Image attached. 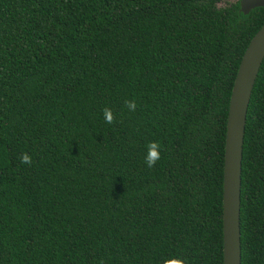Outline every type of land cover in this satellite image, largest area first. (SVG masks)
<instances>
[{"label":"trees","instance_id":"trees-1","mask_svg":"<svg viewBox=\"0 0 264 264\" xmlns=\"http://www.w3.org/2000/svg\"><path fill=\"white\" fill-rule=\"evenodd\" d=\"M218 1L0 0V264H223L229 101L264 7ZM240 199L241 264H264V60Z\"/></svg>","mask_w":264,"mask_h":264},{"label":"water","instance_id":"water-1","mask_svg":"<svg viewBox=\"0 0 264 264\" xmlns=\"http://www.w3.org/2000/svg\"><path fill=\"white\" fill-rule=\"evenodd\" d=\"M239 13L264 7V0H239ZM264 60V24L250 40L233 83L225 137L222 187L223 264H241V174L246 116Z\"/></svg>","mask_w":264,"mask_h":264},{"label":"clouds","instance_id":"clouds-1","mask_svg":"<svg viewBox=\"0 0 264 264\" xmlns=\"http://www.w3.org/2000/svg\"><path fill=\"white\" fill-rule=\"evenodd\" d=\"M125 106L127 109L131 112H134L137 108V104L135 100H126ZM103 116L105 119V123L107 124H113L115 123V115L111 108L105 107L102 109ZM162 144L159 141H151L147 143L146 145V155H145V163L146 166L149 168L155 167L157 162L161 159V150H162ZM20 162L22 164H32V158L27 153H21ZM103 264V262H101ZM163 264H190V261L184 257V256H171L168 258H165L163 260Z\"/></svg>","mask_w":264,"mask_h":264},{"label":"rangeland","instance_id":"rangeland-1","mask_svg":"<svg viewBox=\"0 0 264 264\" xmlns=\"http://www.w3.org/2000/svg\"><path fill=\"white\" fill-rule=\"evenodd\" d=\"M239 0H220L216 3V7L218 9H223L228 7L229 5L238 2Z\"/></svg>","mask_w":264,"mask_h":264}]
</instances>
